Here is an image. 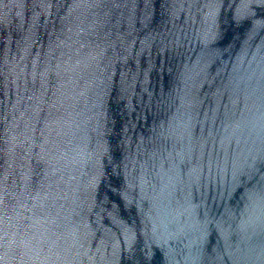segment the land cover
I'll list each match as a JSON object with an SVG mask.
<instances>
[{
  "label": "water",
  "instance_id": "obj_1",
  "mask_svg": "<svg viewBox=\"0 0 264 264\" xmlns=\"http://www.w3.org/2000/svg\"><path fill=\"white\" fill-rule=\"evenodd\" d=\"M0 264H264V0H0Z\"/></svg>",
  "mask_w": 264,
  "mask_h": 264
}]
</instances>
